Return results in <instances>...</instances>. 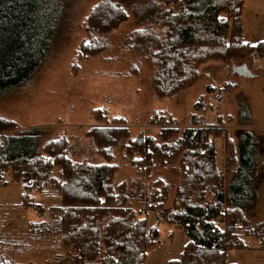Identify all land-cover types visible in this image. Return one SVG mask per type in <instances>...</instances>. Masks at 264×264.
<instances>
[{
  "label": "trees",
  "instance_id": "obj_1",
  "mask_svg": "<svg viewBox=\"0 0 264 264\" xmlns=\"http://www.w3.org/2000/svg\"><path fill=\"white\" fill-rule=\"evenodd\" d=\"M71 1L0 0V98L23 86L47 60ZM243 1L102 0L87 17L89 43L81 44V53L99 55L110 32L132 16L136 28L125 42L154 68L155 95L173 97L196 81L203 62L264 58V42L244 38ZM200 104L201 98L195 110ZM191 119L192 124L179 128L167 117L156 135L140 131L132 137L122 117L109 120L99 110L86 135L104 161L93 165L75 164L63 136L46 135L45 127L22 129L0 117V133L8 132L0 137V187L10 170L22 184L26 204L31 205V193L47 189L61 198L60 205L46 208V220L29 223V234L56 233L62 240L42 264H146L162 221L181 226L188 238L179 257L167 264H236L225 250L246 247V237L258 241L264 264V221L252 224L243 212L251 179L248 173L244 181L239 176L250 171L251 160L248 168L243 166V155L238 160L226 137L225 168H219L211 140L220 133L218 127H205L194 115ZM217 121L222 126V118ZM118 145L135 170L131 181L115 182L111 149ZM160 167H169L175 180L151 171ZM170 191L173 200L167 207ZM150 211L156 220L148 227Z\"/></svg>",
  "mask_w": 264,
  "mask_h": 264
},
{
  "label": "rangeland",
  "instance_id": "obj_2",
  "mask_svg": "<svg viewBox=\"0 0 264 264\" xmlns=\"http://www.w3.org/2000/svg\"><path fill=\"white\" fill-rule=\"evenodd\" d=\"M100 1H71L47 60L23 86L0 98V117L12 119L22 129L45 127L46 135L63 136L71 145L69 157L75 164L93 165L104 161L86 135L88 128L97 123L99 110L109 120L122 117L132 137L140 131L156 135L167 117L179 128L192 124V115L202 118L205 127H218L220 132L211 135L219 168H225L226 137L232 139L238 160L243 155V166L248 168L251 160L250 171L239 176L244 181L248 173L251 179V197L245 199L243 212L252 224L264 221V58L245 55L228 61L203 62L198 65V78L191 86L173 97L159 98L153 89L154 68L150 61L125 42L136 28L132 16L110 32L109 44L99 55L88 58L81 53V44L89 43L87 17ZM242 20L245 40L251 44L264 42V0H244ZM200 98L199 109L195 110ZM218 117L223 120L222 126ZM7 133H0V137ZM111 151L115 182L131 181L135 170L125 158V149L118 145ZM58 170L53 174L58 176ZM170 170L160 167L151 171L175 180ZM232 175L227 177V183L233 181ZM5 179L0 187V264H42L60 249L61 238L56 233L59 240L52 234L33 236L29 234V223L46 220V208L60 205L61 198L47 189L43 194L31 193L32 202L28 205L22 184L12 178L10 170L5 172ZM172 200L170 191L164 205L170 206ZM35 205L39 206L37 210ZM155 220L150 211L148 227ZM187 240L181 226L162 221L158 242L149 248L146 264H167L178 258ZM245 243L244 248L229 249L228 260L263 264L258 241L246 237Z\"/></svg>",
  "mask_w": 264,
  "mask_h": 264
},
{
  "label": "built area",
  "instance_id": "obj_3",
  "mask_svg": "<svg viewBox=\"0 0 264 264\" xmlns=\"http://www.w3.org/2000/svg\"><path fill=\"white\" fill-rule=\"evenodd\" d=\"M30 201H32V200H30ZM39 215L41 216V215H42V213H41V212H39ZM225 256H226V257H228V256H229V249H226V250H225Z\"/></svg>",
  "mask_w": 264,
  "mask_h": 264
},
{
  "label": "crops",
  "instance_id": "obj_4",
  "mask_svg": "<svg viewBox=\"0 0 264 264\" xmlns=\"http://www.w3.org/2000/svg\"><path fill=\"white\" fill-rule=\"evenodd\" d=\"M231 257L230 253H229V258Z\"/></svg>",
  "mask_w": 264,
  "mask_h": 264
}]
</instances>
